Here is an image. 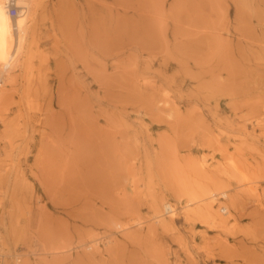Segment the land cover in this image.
<instances>
[{
	"label": "rangeland",
	"instance_id": "1",
	"mask_svg": "<svg viewBox=\"0 0 264 264\" xmlns=\"http://www.w3.org/2000/svg\"><path fill=\"white\" fill-rule=\"evenodd\" d=\"M23 21L0 87L19 264H264V0H42Z\"/></svg>",
	"mask_w": 264,
	"mask_h": 264
},
{
	"label": "bare ground",
	"instance_id": "2",
	"mask_svg": "<svg viewBox=\"0 0 264 264\" xmlns=\"http://www.w3.org/2000/svg\"><path fill=\"white\" fill-rule=\"evenodd\" d=\"M6 2L7 0H0V81L2 80L0 87L3 85V83H6V85H11L13 83V80L10 79L9 76L12 72H14L16 67L19 65L18 61L20 60V56L16 57L17 56L16 49H18L20 43H22L23 40L25 44H28L29 37H30L29 33L28 35L25 33L26 32L25 27H23L22 25L24 23L23 20L24 18L26 20L27 16H31L32 18L34 17L35 19V13L38 7L40 6V3L42 2V0H13V2L16 4V6L19 9V13L15 17H12L8 13L7 8H6ZM14 58H15L14 62L15 63L17 62V64L9 65L10 60ZM222 197H225V196L222 195ZM169 202H164L162 207L170 205L171 213H169L168 215H172L174 212V209L176 208H174V206H172ZM223 208L226 209V207H223ZM205 211L206 212L208 211L207 213H210L209 207H207ZM136 222H137L136 224L141 223L140 221H138V219L136 220ZM2 227L4 228V231H5V235H4L5 242L6 241L9 243L12 242L11 234L9 233L6 225L4 224L2 225ZM0 243H1V247L3 248L4 252L7 255L13 257L12 258L13 262H9L8 264H19L24 254L21 252L12 250V249L8 250V248L3 242V238L1 234H0ZM35 251H32L31 253L35 254L36 253Z\"/></svg>",
	"mask_w": 264,
	"mask_h": 264
},
{
	"label": "built area",
	"instance_id": "3",
	"mask_svg": "<svg viewBox=\"0 0 264 264\" xmlns=\"http://www.w3.org/2000/svg\"><path fill=\"white\" fill-rule=\"evenodd\" d=\"M6 8H7V11L8 13L12 16V17H15L18 15L19 13V9L18 7L16 6V4L13 2V0H7L6 2ZM2 80L0 81V84H1ZM220 198L224 199V197H222L220 195ZM171 205H172V202H169ZM173 206V205H172ZM222 212L225 213L226 209L224 208H221L220 209ZM162 212L164 215H168L169 213H171V206L170 205H167V206H164L162 207ZM15 253V252H14ZM13 253V254H14ZM16 255V254H15ZM12 258L11 256L7 255L3 248L1 247V243H0V264H8L9 262H13L12 261ZM18 258V257H17ZM21 259V258H19ZM18 259V260H19Z\"/></svg>",
	"mask_w": 264,
	"mask_h": 264
}]
</instances>
